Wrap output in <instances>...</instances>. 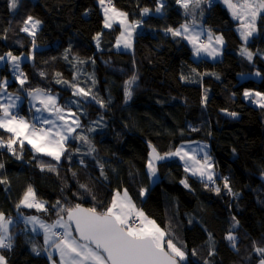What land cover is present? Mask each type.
Instances as JSON below:
<instances>
[{"label":"trees","instance_id":"obj_1","mask_svg":"<svg viewBox=\"0 0 264 264\" xmlns=\"http://www.w3.org/2000/svg\"><path fill=\"white\" fill-rule=\"evenodd\" d=\"M162 3L157 13V0H112L128 20L142 21L143 29L135 33L133 49L127 52L113 49L119 26L103 28L98 0H18L14 10L9 0H0V55L32 54L31 59L22 57L21 70L28 78L23 92L41 88L54 94L59 105L79 116L82 127L77 133L95 149L89 154L88 144L72 139L59 163L34 153L27 144L23 151L17 148L21 159L0 149V179L7 181L0 184V212L13 219L12 247L0 248L6 264L53 262L43 235L33 232L23 217L35 215L53 224L59 218L52 207L58 200L66 207L79 203L103 211L114 192L122 190L185 250L187 264H257L261 259L253 242L264 247V108L255 105L254 95L245 98L243 93L264 92V18L257 19V34L246 44L254 53L248 61L238 53L242 39L228 10L211 1L203 23L222 34L224 48L221 58L209 61L194 58L181 37L166 33L184 16L176 0ZM143 8L149 9L147 15H141ZM29 15L42 22L35 48L33 38L20 31ZM98 33L99 46L94 39ZM243 73L250 76L241 79ZM133 75L137 79L132 96L125 101L124 82ZM58 78L68 84L56 83ZM3 79L9 81L8 90H20L6 63H0ZM72 83L91 89L90 96H73ZM27 100L26 96L20 107L32 115ZM233 112L237 115H229ZM9 135L0 129V137L7 140ZM193 140L210 145L218 177L215 185L206 188L198 177L185 173L177 158L159 161L157 181L150 184L149 144L163 155ZM40 163L55 166V171H41ZM225 177L231 193L223 187ZM184 179L189 188L181 184ZM28 186L46 202L47 212L16 208ZM216 186L221 188L219 194ZM230 230L237 238L235 248L225 239ZM53 260L58 263L56 254Z\"/></svg>","mask_w":264,"mask_h":264},{"label":"snow or ice","instance_id":"obj_2","mask_svg":"<svg viewBox=\"0 0 264 264\" xmlns=\"http://www.w3.org/2000/svg\"><path fill=\"white\" fill-rule=\"evenodd\" d=\"M211 2V0H209ZM104 12V28H112L114 24L121 27L120 35L117 37L116 47L122 44L124 48L132 47L133 32L139 25V21L129 23L127 13L118 10L112 5V0H99ZM201 0H176V4L185 10L188 14L190 8H198ZM232 17L240 21L237 31L240 38L247 42L248 39L257 31L256 21L258 18H264V0H224ZM9 8L16 9L18 0H9ZM164 7L162 0H157L155 11L160 13ZM148 8H143L141 15H147ZM41 21L29 15L23 20L20 31L33 38V48L35 45V36L41 25ZM195 23V21H193ZM166 32L171 33L173 37H182L187 40L193 47V54L206 55L215 58L220 54V49L216 45L224 43L222 36H213L208 33L207 42L201 40V33H198L189 24H182L179 28H167ZM98 33L94 39L99 46ZM240 54L248 61H252L254 53L247 47H242ZM30 53L25 59H31ZM65 59L68 56L65 55ZM0 63H6L15 81L20 85V91H23L28 82V78L21 70L22 56L14 55L8 51L0 55ZM82 63V62H81ZM44 76V73H40ZM256 75H260L259 72ZM59 77L60 74L57 73ZM78 76L74 74L73 81ZM137 77L133 75L129 80L124 82V98L129 100L132 96V88ZM183 79V77H182ZM58 84H68L62 78L56 80ZM73 96H82L88 98L91 89L86 90L77 83H72ZM253 93L244 92L245 98H250ZM260 98V107L264 108V94L256 92L254 94ZM27 97L31 105V119L19 115V104L22 97L8 91L7 79L0 81V129L10 134L5 140L0 137V149L6 148L9 153L21 159L17 153V148L23 151L25 145H29L36 154L51 157L57 163L61 157L67 153V144L70 140L76 139L89 145V154L95 149L91 146L90 141L84 135L77 133V129L82 125L79 116L72 112L71 109L59 105L56 96L50 91L36 88L27 90ZM95 99V97H92ZM207 97L202 99V104L206 103ZM101 107H105L102 100H97ZM73 103H79L73 101ZM47 115H44V114ZM236 116V113H229ZM93 129H89L92 131ZM194 131L196 129H193ZM207 145L199 148V152L204 153L198 157L196 149L186 150L184 146L177 147L174 151H169L161 155L157 149L149 144L150 152L146 167L150 178H155L157 174V163L172 157H178L184 163L185 173L198 177L205 187L215 185L218 178L215 172V165L211 155L205 151ZM79 151V149H77ZM35 158V156H34ZM83 163V161H81ZM3 168V164H0ZM41 171L47 168L48 171H55V166L51 164L40 163ZM102 168V166H101ZM103 174V172H101ZM185 188L190 185L187 179L181 180ZM7 183L6 179H0V184ZM87 191L86 185H80ZM224 189L229 193L232 192L228 183V178H224ZM146 189L140 190V195H145ZM214 191L219 194L221 188L216 186ZM21 207L36 209L38 212H47L46 202L39 200L32 186H28L21 199L16 205L19 210ZM56 210L59 219L53 224L48 225L42 222L39 217L26 216L23 222L32 225L33 232L38 229L43 231L45 249L48 251V258L53 260L55 254L60 257L59 264H187V255L185 250L178 246L172 239L168 238L170 233L161 229L155 220L148 218L143 211L136 209L128 195L127 190L123 194L116 192L113 194L111 202L104 211H98L96 207L84 208L79 203L74 207H66L58 200L52 206ZM62 213H66V219ZM234 219V218H233ZM238 223V222H237ZM13 224L11 218H7L3 212H0V248H11L12 237L10 235V225ZM233 228L236 227L234 224ZM61 229L62 231H56ZM233 248L236 247L237 238L230 230L226 235ZM253 250L261 257L259 264H264V247L256 246L253 242ZM48 249H54L55 252ZM37 255L39 251L35 246L32 249ZM193 251V255H195ZM213 253L210 252L209 255ZM0 264H6V259L0 255ZM208 264V261H205Z\"/></svg>","mask_w":264,"mask_h":264},{"label":"rangeland","instance_id":"obj_3","mask_svg":"<svg viewBox=\"0 0 264 264\" xmlns=\"http://www.w3.org/2000/svg\"><path fill=\"white\" fill-rule=\"evenodd\" d=\"M211 1L221 3L224 7H226V9L228 10L229 15L232 17V13H231V11L229 10L227 4L224 3V0H211ZM233 2L235 3L236 0H233ZM209 3H210L209 0H201L200 6H199L198 8H190L189 11H188V14H187V15L185 14V10L179 6L178 8L181 9V11H182V13H183V16H184V20H183L180 24H178L175 28H179L182 24H189V25H191V26L194 28V30H195L196 32L201 33V40H203V41H205V42H207V40H208V33H209V32H211V34H212V36H213V41H214V39H215V36H222V34H221L220 32H215L211 27L206 26V25L203 23V20H204V17H205V13H206V11H207V8L210 7V6H209ZM98 4H99L100 12H101V14H102V16H103V25H104V12H103V8L101 7V5H100V3H99V0H98ZM118 10H119V9H118ZM120 11H121V10H120ZM232 18H233V17H232ZM127 19H128V18H127ZM234 20H235V19H234ZM137 21H139L140 23H139V25L137 26V28L135 29V31L133 32V39H134V35H135V33L139 32V31H141V30L143 29L142 21H141V20H135V21H130V20H128L129 23H134V22H137ZM193 21H195V23H193ZM235 22H236V27H235V28H236V32L239 34V32L237 31V29H238V27H239L240 21L235 20ZM114 25H118V26H119V32H118L117 36L115 37V40H114V43H113V49L116 50V51H127V52L132 51V49H133V40H132V47H131V48H124L122 44L120 45V47H116L117 37L120 35L121 27H120L119 24H114ZM114 25H113V26H114ZM103 28H104V26H103ZM256 28H257V23H256ZM105 29H107V28H105ZM166 33H168V32H166ZM256 34H257V31H256L255 33H253V35L248 39L247 42H245V41L242 40L241 48H242V47H247L246 44H247V43L252 39V37H253L254 35H256ZM239 35H240V34H239ZM222 37H223V36H222ZM181 38H182V37H181ZM182 39H183V38H182ZM183 40H184V41H185V42L191 47V49L193 50L192 45L189 44L187 40H185V39H183ZM223 41H224V38H223ZM216 47H218V48L220 49V54L217 55L215 58H212V57L206 55L205 53H201V54L204 55L203 57H204L205 59H207V60H209V61H215V60H217V59H219V58L222 57V54H223V48H224V43H223L222 45H216ZM241 48L238 50V53H239V54H240V50H241ZM27 55H28V54H27ZM192 55H193L194 58H195V57H196V58H199V56H197V55L194 56L193 52H192ZM23 56L26 57V55H24V54H23ZM243 74H245V73H243ZM243 74H241V75H243ZM249 76H250V75H248V77H249ZM3 80H5V79H3ZM3 80H2V81H3ZM7 81H8V80H7ZM8 82H9V81H8ZM17 87H18V86H17ZM18 89H20V88L18 87ZM8 91H9L10 93H13V94H18V95H20V96L22 97V101L18 102V104H19V108H18L19 115L25 117L26 119H31V115H30V114H26V113L24 112V110L22 109V107H20L21 103L23 102V100H24V98L27 96V94H25L23 91L21 92L20 90H17V91L8 90ZM247 91L253 93V95H254L256 92H259V93H261V94H264V92H262V91H253V90H249V89H248ZM254 96H255V95H254ZM255 99H256L255 105L259 106L260 103H261L260 98L255 96ZM27 106H28V107L30 108V110H31V105L27 104ZM28 107H27V108H28ZM31 112H32V111H31ZM44 115H47V114L45 113ZM187 145H191V146H187ZM203 145H204V144H203L202 142H198L197 140H193V141H186V142H183L182 144L178 145L177 147L184 146L186 150L196 149L197 151H196L195 154L199 157L200 155H204V153L199 152V148H200L201 146H203ZM186 147H187V148H186ZM174 150H175V149H174ZM174 150H170V151H174ZM205 151H206L207 153L210 152L209 149H207V147H206ZM149 152H150V151H149ZM167 152H169V151H167ZM167 152H165V153H167ZM165 153H164V154H165ZM209 154H210V153H209ZM161 155H162V154H161ZM172 158H174V157H172ZM170 159H171V158H170ZM147 171H148V170H147ZM149 179H150V184L155 183V182L157 181V174H156L155 178H150V177H149ZM116 192H119V193L123 194L124 190H122V191H115L114 194H115ZM110 202H111V201H110ZM105 209H106V208H104L103 211H104ZM136 209H137V208H136ZM138 210H139V209H138ZM8 218H11V217H8ZM11 219H12V218H11ZM58 219H59V218H58ZM12 220H13V219H12ZM43 222H44V221H43ZM44 223H46V222H44ZM27 226H28V225H27ZM57 231H61V229H57ZM259 261H260V260H259ZM259 261H258L257 264H259Z\"/></svg>","mask_w":264,"mask_h":264},{"label":"crops","instance_id":"obj_4","mask_svg":"<svg viewBox=\"0 0 264 264\" xmlns=\"http://www.w3.org/2000/svg\"><path fill=\"white\" fill-rule=\"evenodd\" d=\"M231 18H232V17H231ZM232 19H233V18H232ZM233 20H234V19H233ZM234 22H235V20H234ZM235 23H236V22H235ZM235 27H236V25H235ZM235 27H234V28H235ZM235 29H236V28H235ZM189 47H190V46H189ZM190 49H191V47H190ZM191 50H192V49H191ZM192 51H193V50H192ZM198 56H201L203 59H205V58L203 57L204 55H202V54H200V55H198ZM22 57L25 59V57H24L23 55H22ZM248 75H250V74L245 73V74L241 75L240 78H241V79H246V78L248 77ZM258 78H259V75H257V79H258ZM246 90H247V89H246ZM246 90H245V91H246ZM245 91H244V92H245ZM243 94H244V93H243ZM53 95H54V94H53ZM54 96H55V95H54ZM252 96H253V95H252ZM26 102H27V103H25V106L28 107L27 104L30 105L29 98H28V100H27ZM31 116H32V115H31ZM198 142H202L204 145H207V149H209V151H210V145H209V143H208L207 141L205 142V141H202V140H198ZM181 144H182V143H181ZM179 145H180V144H179ZM187 146H191V145H187ZM176 148H177V147H176ZM176 148H175V149H176ZM186 148H187V147H186ZM209 153H210V152H209ZM174 158H177V159L180 161L181 166H182V168L184 169V163H183V161H181L178 157H174ZM212 161L214 162L213 159H212ZM214 163H215V162H214ZM214 165H215V164H214ZM215 172H216V168H215ZM140 211H141V210H140ZM32 216H33V215H32ZM148 218H149V217H148ZM39 219H40V218H39ZM150 219H151V218H150ZM40 220H41V219H40ZM41 221H42V220H41ZM42 222H43V221H42ZM45 224L51 225L52 223H47V222H46ZM27 225H28L29 227L32 226L31 224H30L31 226H30L29 224H27ZM38 230H39L40 233L43 235V231L40 230V229H38ZM43 241H44V235H43ZM44 245H45V244H44ZM49 250L55 252L54 249H49ZM0 255H1V253H0ZM56 255H57V262H58V263L55 262V264H59L60 257H59L58 254H56ZM51 264H53V262H52Z\"/></svg>","mask_w":264,"mask_h":264},{"label":"built area","instance_id":"obj_5","mask_svg":"<svg viewBox=\"0 0 264 264\" xmlns=\"http://www.w3.org/2000/svg\"><path fill=\"white\" fill-rule=\"evenodd\" d=\"M106 3H107V0H106ZM12 78H14L13 74H12ZM211 155V158L214 160L215 159V156L213 153H210ZM203 155H200L199 157H202ZM215 162V161H214ZM62 231V230H61Z\"/></svg>","mask_w":264,"mask_h":264},{"label":"water","instance_id":"obj_6","mask_svg":"<svg viewBox=\"0 0 264 264\" xmlns=\"http://www.w3.org/2000/svg\"><path fill=\"white\" fill-rule=\"evenodd\" d=\"M82 207H84V208H88V207H85V206H83V205H81ZM65 219H66V216H65Z\"/></svg>","mask_w":264,"mask_h":264}]
</instances>
